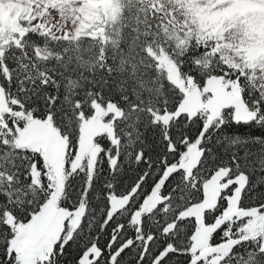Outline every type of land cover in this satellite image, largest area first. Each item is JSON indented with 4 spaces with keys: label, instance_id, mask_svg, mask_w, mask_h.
Instances as JSON below:
<instances>
[{
    "label": "snow or ice",
    "instance_id": "6c2138e0",
    "mask_svg": "<svg viewBox=\"0 0 264 264\" xmlns=\"http://www.w3.org/2000/svg\"><path fill=\"white\" fill-rule=\"evenodd\" d=\"M0 264H264V0H0Z\"/></svg>",
    "mask_w": 264,
    "mask_h": 264
}]
</instances>
